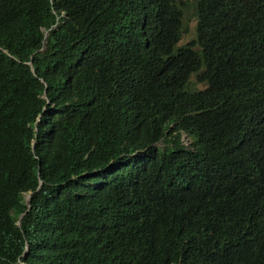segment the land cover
I'll list each match as a JSON object with an SVG mask.
<instances>
[{
	"label": "trees",
	"instance_id": "1",
	"mask_svg": "<svg viewBox=\"0 0 264 264\" xmlns=\"http://www.w3.org/2000/svg\"><path fill=\"white\" fill-rule=\"evenodd\" d=\"M253 161L264 0H0V264H264Z\"/></svg>",
	"mask_w": 264,
	"mask_h": 264
},
{
	"label": "clouds",
	"instance_id": "2",
	"mask_svg": "<svg viewBox=\"0 0 264 264\" xmlns=\"http://www.w3.org/2000/svg\"><path fill=\"white\" fill-rule=\"evenodd\" d=\"M196 21H197V19H196ZM184 23H185V18H184ZM46 35H47V30H45V36H44L45 40H46ZM195 35H196V30H195ZM195 35H194V37H195ZM43 45H44V47H43ZM43 45H42L43 48L41 47L40 50H44L46 48L45 42L43 43ZM195 47H198V46H195ZM29 64H32V63H29ZM193 74L195 76V73H193ZM195 79H196V76H195ZM43 96H46L45 91H44ZM172 124L173 123H171L170 126H172ZM179 132H180L179 138H180L181 143L184 146H187V147L190 146L193 138L183 129H180ZM183 134L187 136L186 137L187 139L183 138ZM183 140H185V141H183ZM153 144L155 146H163L164 145L163 138H160L159 140L155 141ZM251 191H264V162L253 161L252 163H250L248 165H241L232 171L231 184L229 186L228 193H230L233 196V198L243 199V198H246L247 195ZM29 193H31V191L24 194L25 200L27 201L28 209L30 208V199H31V196H30V199L28 202L27 195ZM263 207L264 206H257L256 211L261 210ZM24 213L25 212H23L20 215L23 216ZM18 219H19V217H18ZM18 219H17V224H18ZM20 224H21V219H20ZM20 224H18V225L20 226ZM26 248H28V246H26ZM24 264H25V262H24Z\"/></svg>",
	"mask_w": 264,
	"mask_h": 264
},
{
	"label": "rangeland",
	"instance_id": "3",
	"mask_svg": "<svg viewBox=\"0 0 264 264\" xmlns=\"http://www.w3.org/2000/svg\"><path fill=\"white\" fill-rule=\"evenodd\" d=\"M185 26H186V31L182 33L178 44L188 42L195 35L196 16H195V13H194V10L192 7H189L185 12ZM203 86H204L203 83L196 81L195 76L193 74L191 76L189 87L190 88H202ZM186 137L187 136L183 134V138H186ZM183 141H185V140H183Z\"/></svg>",
	"mask_w": 264,
	"mask_h": 264
},
{
	"label": "water",
	"instance_id": "4",
	"mask_svg": "<svg viewBox=\"0 0 264 264\" xmlns=\"http://www.w3.org/2000/svg\"><path fill=\"white\" fill-rule=\"evenodd\" d=\"M43 47H44V45H43ZM42 47V48H43ZM29 63H31V61H29ZM30 196H31V193H29L28 195H27V200H28V202H29V199H30ZM21 215L19 216V219H18V224H20V219H21ZM22 264H24V262L22 263Z\"/></svg>",
	"mask_w": 264,
	"mask_h": 264
},
{
	"label": "bare ground",
	"instance_id": "5",
	"mask_svg": "<svg viewBox=\"0 0 264 264\" xmlns=\"http://www.w3.org/2000/svg\"><path fill=\"white\" fill-rule=\"evenodd\" d=\"M254 99H255V98H254ZM254 99H253V100H254ZM256 100H257V99H256ZM255 103H256V102H255Z\"/></svg>",
	"mask_w": 264,
	"mask_h": 264
}]
</instances>
